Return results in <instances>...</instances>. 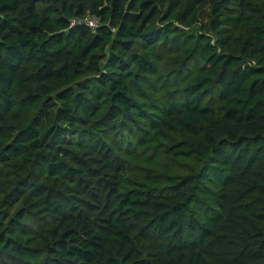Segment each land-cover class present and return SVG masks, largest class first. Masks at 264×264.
Masks as SVG:
<instances>
[{
    "label": "trees",
    "instance_id": "16d2710c",
    "mask_svg": "<svg viewBox=\"0 0 264 264\" xmlns=\"http://www.w3.org/2000/svg\"><path fill=\"white\" fill-rule=\"evenodd\" d=\"M0 264H264V0H0Z\"/></svg>",
    "mask_w": 264,
    "mask_h": 264
},
{
    "label": "built area",
    "instance_id": "2783aa9c",
    "mask_svg": "<svg viewBox=\"0 0 264 264\" xmlns=\"http://www.w3.org/2000/svg\"><path fill=\"white\" fill-rule=\"evenodd\" d=\"M84 23L90 29H95L98 26V20L90 18L88 16L84 19Z\"/></svg>",
    "mask_w": 264,
    "mask_h": 264
},
{
    "label": "water",
    "instance_id": "95a60500",
    "mask_svg": "<svg viewBox=\"0 0 264 264\" xmlns=\"http://www.w3.org/2000/svg\"><path fill=\"white\" fill-rule=\"evenodd\" d=\"M214 41H216V38H214Z\"/></svg>",
    "mask_w": 264,
    "mask_h": 264
}]
</instances>
